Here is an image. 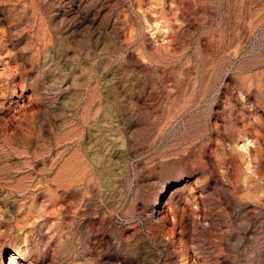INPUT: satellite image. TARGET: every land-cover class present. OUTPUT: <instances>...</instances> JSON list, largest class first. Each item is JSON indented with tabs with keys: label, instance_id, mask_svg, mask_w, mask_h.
<instances>
[{
	"label": "rangeland",
	"instance_id": "rangeland-1",
	"mask_svg": "<svg viewBox=\"0 0 264 264\" xmlns=\"http://www.w3.org/2000/svg\"><path fill=\"white\" fill-rule=\"evenodd\" d=\"M264 264V0H0V264Z\"/></svg>",
	"mask_w": 264,
	"mask_h": 264
},
{
	"label": "bare ground",
	"instance_id": "bare-ground-1",
	"mask_svg": "<svg viewBox=\"0 0 264 264\" xmlns=\"http://www.w3.org/2000/svg\"><path fill=\"white\" fill-rule=\"evenodd\" d=\"M16 259H17V258H16L15 256H12V257H11V263H10V264H14V263L16 262Z\"/></svg>",
	"mask_w": 264,
	"mask_h": 264
}]
</instances>
